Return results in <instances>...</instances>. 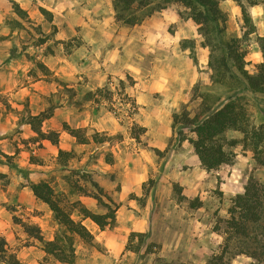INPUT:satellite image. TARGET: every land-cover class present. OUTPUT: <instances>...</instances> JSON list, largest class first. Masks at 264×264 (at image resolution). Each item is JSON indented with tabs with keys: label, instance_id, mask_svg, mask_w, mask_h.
Returning <instances> with one entry per match:
<instances>
[{
	"label": "rangeland",
	"instance_id": "obj_1",
	"mask_svg": "<svg viewBox=\"0 0 264 264\" xmlns=\"http://www.w3.org/2000/svg\"><path fill=\"white\" fill-rule=\"evenodd\" d=\"M14 1L29 19L24 29L11 31L6 19L16 15L8 0H0V35L6 36L0 40V236L8 252L22 264H64L17 222L38 225L45 240L61 232L48 205L30 189L45 181L93 235L94 243L74 237L75 264H206L225 244L231 199L249 178L264 181V165L239 142L227 147L231 163L205 170L190 143L178 141L173 114L192 117L202 105L215 109L239 96L252 122L264 124V92L252 94L229 71L219 79L225 43L233 74L256 72L264 0L252 6L219 0L226 20L207 33L176 0H148L163 7L134 24L116 16L114 0ZM39 7L52 12L56 33L36 45L35 26L51 28ZM150 7L135 4L123 14L142 17ZM49 109L41 128L58 131L56 144L37 139L27 121ZM63 124L84 128L88 141L78 142ZM92 130L103 140L94 141ZM227 136L241 138L231 130ZM60 149L70 155L59 156ZM76 201L94 213H104L108 203L115 224L100 229ZM131 232L143 233V241L129 239ZM235 243H229L228 264H257L246 254L234 255Z\"/></svg>",
	"mask_w": 264,
	"mask_h": 264
},
{
	"label": "trees",
	"instance_id": "obj_2",
	"mask_svg": "<svg viewBox=\"0 0 264 264\" xmlns=\"http://www.w3.org/2000/svg\"><path fill=\"white\" fill-rule=\"evenodd\" d=\"M170 1V0H168ZM187 7V14L191 19L199 25L201 29H205L210 25H217L226 20V14L219 6V0H176ZM248 5H255L262 0H246ZM9 8L16 15L6 19L8 28L12 31L16 28L24 29L23 21H28V14L25 9L19 6L14 0H8ZM140 7H150L148 0H114V7L117 17L124 22L134 24L139 23L144 16L149 15L155 10L163 7L161 4L151 6L146 14L142 17L130 13L124 16L123 11L130 10L133 5ZM150 5V6H148ZM242 19L245 24H250V17L243 4H240ZM43 17L51 22L52 14L43 7H39ZM38 33L36 45L42 44L50 39L56 27L51 24L48 32H43L40 26H35ZM252 31V30H250ZM5 35H0V40L4 39ZM259 48L261 51V61L257 64V70L253 74L246 71H240L238 74L232 73L227 59L232 56L231 47L225 43L221 48L222 70L219 71V79L227 77L226 72H230V77L234 82L239 83L242 87L252 94L254 92H264V36L258 37ZM37 62V66L46 69V67ZM226 71V72H225ZM225 76V77H224ZM239 96H230L222 105L211 109L210 107H201V112L190 117L186 111L173 114V124L180 125L177 131L178 141L187 140L194 153L196 154L200 166L205 170L216 169L221 165L229 164L232 161V153L227 150V147L235 146L241 143L243 147H249L252 151L253 158L264 165L263 142H264V124H254L247 114L244 104L240 101ZM51 115L50 109L40 112L36 115H30L27 118L37 139H47L52 144H56L59 140L58 131H43L41 121ZM185 129H188L190 135L187 136ZM63 129L74 136L78 142L85 143L88 141L87 136L83 133L84 128H70L63 124ZM236 131L241 134V138L228 137V131ZM91 135L94 141H102L98 132L93 131ZM59 156L70 155V152L59 150ZM98 187L97 183L93 184ZM30 189L33 195L46 203L52 212L54 220L63 227L61 232L54 234L52 239L45 240L41 229L38 225L17 220L23 227L24 232L35 239L41 245L42 250L52 256L56 261L64 264H75V246L74 237L77 236L86 243H94V238L91 232L80 221L75 220L71 216L69 209L60 204V198L53 188L45 181H39L30 184ZM100 189V188H98ZM79 206V212L91 219L100 229L106 227L111 228L115 224V208H111L108 203L105 204L104 213H94L87 209L79 202H74ZM227 212L229 216L224 220V232L226 234L225 244L220 252L213 253L207 260L206 264H228L231 257L227 256L229 243L235 241L237 254H246L252 257L257 264H264V181L260 182L253 178H249L241 193H237L232 199ZM137 235L139 241H143V233L131 232L129 239ZM156 264H182L172 261H162L156 259ZM0 264H22L13 253L8 252L6 242L0 236Z\"/></svg>",
	"mask_w": 264,
	"mask_h": 264
},
{
	"label": "crops",
	"instance_id": "obj_3",
	"mask_svg": "<svg viewBox=\"0 0 264 264\" xmlns=\"http://www.w3.org/2000/svg\"><path fill=\"white\" fill-rule=\"evenodd\" d=\"M21 7V6H20ZM24 9V8H23ZM45 9H47V8H45ZM48 10V9H47ZM48 11H50V10H48ZM27 12V11H26ZM51 12V11H50ZM28 14V13H27ZM51 14H52V12H51ZM50 24H53L54 26H55V24L52 22V20H51V22H49ZM56 27V26H55ZM55 33H56V31H55ZM32 62V61H31ZM33 63H34V61H33ZM36 113L37 112H35V113H33V115H36ZM45 140H47V139H45ZM195 163L193 162V164L192 165H194ZM197 164H199V160H198V158H197Z\"/></svg>",
	"mask_w": 264,
	"mask_h": 264
}]
</instances>
